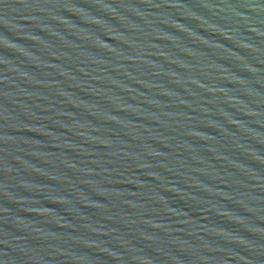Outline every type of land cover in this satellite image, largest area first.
<instances>
[{"label":"water","instance_id":"1","mask_svg":"<svg viewBox=\"0 0 264 264\" xmlns=\"http://www.w3.org/2000/svg\"><path fill=\"white\" fill-rule=\"evenodd\" d=\"M0 264H264V0H0Z\"/></svg>","mask_w":264,"mask_h":264}]
</instances>
